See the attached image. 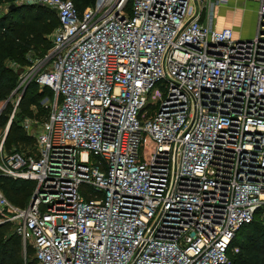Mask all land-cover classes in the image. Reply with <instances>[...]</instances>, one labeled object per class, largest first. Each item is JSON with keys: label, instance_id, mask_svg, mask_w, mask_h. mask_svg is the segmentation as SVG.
<instances>
[{"label": "built area", "instance_id": "1", "mask_svg": "<svg viewBox=\"0 0 264 264\" xmlns=\"http://www.w3.org/2000/svg\"><path fill=\"white\" fill-rule=\"evenodd\" d=\"M251 1L250 38L215 26L225 0L13 1L57 18L47 52L12 67L7 124L29 84L52 93L43 120L19 121L33 149L0 140V175L34 183L24 206L0 189V223L35 264H229L264 211V0Z\"/></svg>", "mask_w": 264, "mask_h": 264}, {"label": "trees", "instance_id": "2", "mask_svg": "<svg viewBox=\"0 0 264 264\" xmlns=\"http://www.w3.org/2000/svg\"><path fill=\"white\" fill-rule=\"evenodd\" d=\"M14 0H0V4H11ZM81 13L86 7L94 4L95 0H71ZM57 25L54 11L40 5H18L8 9L6 15L0 17V100L5 99L16 81L7 62H17L21 65L28 63L27 53L36 56L44 55L50 46L48 35ZM51 97L47 87L38 90L34 83L29 84L18 102V111L11 121L3 140V149L29 152L18 149V145L33 144L32 137L25 134L19 121L25 117L39 119V114H33L31 106L39 107L43 96ZM21 117L20 120H16ZM6 114L0 113V124L5 123ZM6 124V123H5ZM11 147V148H10ZM34 183L28 180L12 179L0 175V189L5 197L14 205L24 206L32 193ZM20 198L21 202H18ZM261 211L253 220L240 227L236 232L232 245L238 250L229 254V264H264V216ZM247 228V231H243ZM21 238L10 223H0V264H23L21 256ZM31 254L32 259H28ZM25 264H35L33 249L26 246Z\"/></svg>", "mask_w": 264, "mask_h": 264}, {"label": "rangeland", "instance_id": "3", "mask_svg": "<svg viewBox=\"0 0 264 264\" xmlns=\"http://www.w3.org/2000/svg\"><path fill=\"white\" fill-rule=\"evenodd\" d=\"M15 4L16 5H26V4H22L20 2L15 3ZM190 6H191V3H190ZM251 9H253V3H252V1L248 0L246 2H243V4L241 5V8H240V11H239L240 13H237L236 14V17H238V16H241L242 17V22L239 25L237 34H234L237 38H241V37L242 38H246L243 35L250 34L251 31H252L251 25L248 24L246 21L243 20V17H245V14H248ZM7 12H8V4H5V3L0 4V17L3 16V15H6ZM253 35H254V31H253ZM248 38H250V37H248ZM38 58H40V56H36L33 53H27L25 55L26 61H28L29 59L35 60V59H38ZM13 63L18 64L19 67H23V66L26 65V64L21 65V64H19L17 62H7V65L9 67H11V69L13 70V72H16V81H15L14 87L10 90L9 94L5 97V99L0 100V109H1V112L0 113L6 114V115H8L11 112V110H12V108H13L15 102H16V98H17V95L15 94V90L14 89H15V86L17 85V83H18V79L19 78H18V75H17V71L18 70H14L12 68L13 67ZM38 90H41V89L38 87ZM47 97H49V96H46L45 95V96H43V97L40 98V100H39V107L31 106L32 113L33 114L34 113L35 114H39V119L31 118L30 117L32 120L41 121V120H43L45 118V115L47 113V100H46ZM16 108L18 109V104H17V107ZM14 118L11 121H13ZM5 123L3 125L0 124V140L2 139V137L4 136V134L6 132L7 118L5 119ZM17 147H18L19 150L28 151V150H31L32 149L33 144H31V145L30 144L29 145H18ZM18 202H21L20 198H18ZM257 214H258V212L256 213V215ZM260 216H262V217L264 216V211H261ZM243 231H247V228L244 229ZM25 254H26V249L24 250L23 247H22V244H21V256H22V259H23V264H25L24 263L25 262ZM28 259L29 260L32 259L31 254L28 256Z\"/></svg>", "mask_w": 264, "mask_h": 264}, {"label": "crops", "instance_id": "4", "mask_svg": "<svg viewBox=\"0 0 264 264\" xmlns=\"http://www.w3.org/2000/svg\"><path fill=\"white\" fill-rule=\"evenodd\" d=\"M214 3L216 0H209ZM248 0H225V2L214 5L213 7V17L214 23L217 28L221 27H230L233 30L234 34H237L240 23L242 22V17H236L237 13H240V8L243 2ZM251 1V0H250ZM253 9L249 11L248 14H245L243 20L251 25L252 31L250 34L243 35L248 38L253 35L256 24V14H257V3L252 1ZM9 5V4H8ZM233 10V11H232ZM206 8H203L201 11V19L205 17ZM242 38V37H241Z\"/></svg>", "mask_w": 264, "mask_h": 264}, {"label": "water", "instance_id": "5", "mask_svg": "<svg viewBox=\"0 0 264 264\" xmlns=\"http://www.w3.org/2000/svg\"><path fill=\"white\" fill-rule=\"evenodd\" d=\"M16 6H18V5L14 4V3H11V4L8 5V9H12V8H14V7H16ZM19 72H20V70L18 71V73H19ZM0 112H1V109H0ZM20 118H21V117H17L16 120L19 121ZM9 125H10V123L7 124L6 132H5V134H4V137H5L6 133H7V130H8ZM33 198H34V195H32V197H31V199H30V202H29L30 205H31V203H32V201H33Z\"/></svg>", "mask_w": 264, "mask_h": 264}]
</instances>
